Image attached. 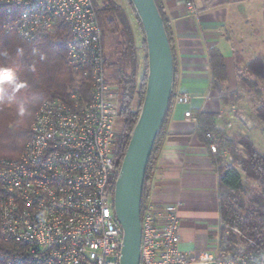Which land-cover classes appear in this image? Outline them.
<instances>
[{"label":"built area","instance_id":"2783aa9c","mask_svg":"<svg viewBox=\"0 0 264 264\" xmlns=\"http://www.w3.org/2000/svg\"><path fill=\"white\" fill-rule=\"evenodd\" d=\"M186 6L190 14L198 13L193 2ZM0 8L10 20L6 29L27 40L65 26L67 61L91 81L87 99L73 91L70 102L45 101L20 157L0 161V228L2 237L16 246L2 264H120L123 229L114 212L121 170L115 155L119 100L108 77L95 2L0 0ZM191 101L188 94L174 96L176 104ZM185 116L194 118L192 111ZM206 137L222 166L238 168L216 128ZM141 220V264H264V245L223 222L216 245L182 251L177 205L158 206L149 196ZM227 229L243 237L246 248L239 247L241 242L229 244Z\"/></svg>","mask_w":264,"mask_h":264},{"label":"trees","instance_id":"16d2710c","mask_svg":"<svg viewBox=\"0 0 264 264\" xmlns=\"http://www.w3.org/2000/svg\"><path fill=\"white\" fill-rule=\"evenodd\" d=\"M94 2L103 31L104 49L107 32H110L117 41L111 59L107 57L106 52L105 59L111 86L118 95V120L123 123L120 131L116 132L115 148V155L121 166L145 95L147 46L142 26L130 0L125 2L132 10L142 36L140 47L137 44L134 27L123 6L115 0H94ZM155 2L164 19L173 50L176 74L177 63L170 23L162 0H155ZM9 21L4 8H0V70H9L14 77V80L9 82V86H5L8 83L0 85V161L16 160L20 157L29 139L36 113L45 101L60 98L70 102L73 91H78L81 99H87L91 82L78 75L67 61L65 26L53 34L27 40L16 32L6 29ZM210 65L213 75L212 89L220 94L225 103H235V98L238 100L239 97L235 93L228 92L225 60L219 50H211ZM239 83L240 88L245 87L249 94H254L258 98L263 97L264 58L262 56L255 57L241 70ZM174 96L173 92L167 116L149 159L142 210L150 196L153 172L164 141ZM135 99L138 100L136 109L133 108ZM255 111L257 121L264 125V104L258 105ZM213 117V115L198 114L199 133L207 145L210 142L206 135L213 130L210 126ZM221 137L225 140V146L232 148L235 161H239L240 167L239 169L233 166H222L220 158L214 155L220 177L221 222L230 230L236 228L243 236L254 239L259 245H264V153L259 151L247 136L241 135L232 139ZM236 146H242L245 149V158L238 155ZM244 176L258 185L248 203L244 198L239 197L240 193H247L244 189ZM1 199L0 181V204ZM227 242L233 244L245 242V239L238 238L231 232ZM15 247L12 242L2 237L0 228V264L6 256L15 251Z\"/></svg>","mask_w":264,"mask_h":264},{"label":"crops","instance_id":"0c3cea01","mask_svg":"<svg viewBox=\"0 0 264 264\" xmlns=\"http://www.w3.org/2000/svg\"><path fill=\"white\" fill-rule=\"evenodd\" d=\"M189 1L197 6L196 15L187 10ZM162 3L176 55L174 93L188 94L192 101L189 105L174 102L169 111L150 198L158 206H179L182 251H205L219 242L220 177L215 156L199 133L198 114L213 115L210 126L221 136L232 139L244 135L254 143L257 132L248 118L240 115L246 108L241 98L246 93L240 88L239 75L255 57L264 58V0H162ZM213 49L224 56L226 87L230 94L239 97L235 103H225L212 89ZM187 111H192L194 118H187Z\"/></svg>","mask_w":264,"mask_h":264},{"label":"water","instance_id":"95a60500","mask_svg":"<svg viewBox=\"0 0 264 264\" xmlns=\"http://www.w3.org/2000/svg\"><path fill=\"white\" fill-rule=\"evenodd\" d=\"M130 3L144 32L148 66L143 103L115 184L114 212L123 229L120 264H141L145 176L173 96L175 69L173 50L155 0Z\"/></svg>","mask_w":264,"mask_h":264},{"label":"rangeland","instance_id":"374dc122","mask_svg":"<svg viewBox=\"0 0 264 264\" xmlns=\"http://www.w3.org/2000/svg\"><path fill=\"white\" fill-rule=\"evenodd\" d=\"M115 1L126 9V11L128 13V16H129V18L131 20V23H132V25L134 27L137 44L140 47L141 46V41H142V36L140 34V31L138 30V27L136 25V21L134 19V16L132 15L133 14L132 10L127 5L125 0H115ZM116 42L117 41L115 40L113 35L110 32H107L106 38H105V52H106L107 57L109 59H111V56H112V54H113V52L115 50ZM141 72H142V70H141ZM244 76L247 77V75H244ZM248 77L251 78L250 76H248ZM7 85L9 86V83L6 84L5 86L7 87ZM242 89H243L244 93H246L245 96L241 97V98H243V101H244V104H245L246 108L242 109V112L240 113V115L246 116L248 118V121L250 122V124L252 126L251 128H253V130L258 133V135L256 133V136L254 137V143H255L254 145L256 146V148L259 151L264 153V125L257 121V119H256V111H255V109H256V107L258 105L264 104V92H263V97L262 98H258L254 94H249L245 87H242ZM137 103H138V100L135 99V101L133 103V108L134 109L137 108ZM122 124L123 123H122L121 120L117 121L116 132L120 131V129L122 127ZM235 150L239 151V152H242V154L238 153V155L245 158V149L243 147L239 148L238 146H236ZM238 163H239V161H238ZM238 168L240 169L239 166H238ZM257 187H258V185H257L256 182H254L252 180H249V179H247L244 176V189L247 191V193L246 194L240 193L239 197L244 198L247 201V203H248V200L251 197L252 192L257 190ZM228 231L229 230L227 229L226 233ZM228 234H230V233L228 232ZM241 243L242 244H240L239 247L246 248V245H244L245 242H241Z\"/></svg>","mask_w":264,"mask_h":264},{"label":"clouds","instance_id":"9594fccd","mask_svg":"<svg viewBox=\"0 0 264 264\" xmlns=\"http://www.w3.org/2000/svg\"><path fill=\"white\" fill-rule=\"evenodd\" d=\"M14 80L13 74L9 70H0V85Z\"/></svg>","mask_w":264,"mask_h":264}]
</instances>
